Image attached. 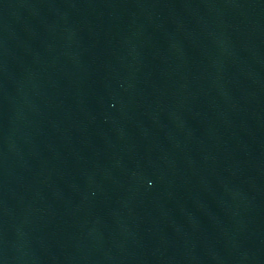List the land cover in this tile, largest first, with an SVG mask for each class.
I'll use <instances>...</instances> for the list:
<instances>
[{"label": "water", "instance_id": "1", "mask_svg": "<svg viewBox=\"0 0 264 264\" xmlns=\"http://www.w3.org/2000/svg\"><path fill=\"white\" fill-rule=\"evenodd\" d=\"M0 264H264V0H0Z\"/></svg>", "mask_w": 264, "mask_h": 264}]
</instances>
